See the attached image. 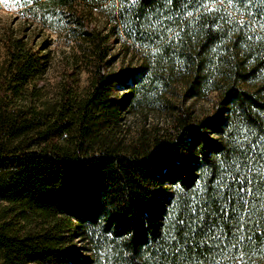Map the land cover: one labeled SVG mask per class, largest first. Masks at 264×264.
Wrapping results in <instances>:
<instances>
[{
    "label": "trees",
    "instance_id": "obj_1",
    "mask_svg": "<svg viewBox=\"0 0 264 264\" xmlns=\"http://www.w3.org/2000/svg\"><path fill=\"white\" fill-rule=\"evenodd\" d=\"M26 12L77 51L49 96L44 46L4 40L0 264H264V0ZM114 43L126 66L112 67ZM209 94L207 113L185 104Z\"/></svg>",
    "mask_w": 264,
    "mask_h": 264
},
{
    "label": "rangeland",
    "instance_id": "obj_2",
    "mask_svg": "<svg viewBox=\"0 0 264 264\" xmlns=\"http://www.w3.org/2000/svg\"><path fill=\"white\" fill-rule=\"evenodd\" d=\"M36 0H0V66L3 65L5 58L4 40L9 35L22 36L27 38L28 42H35L36 46L41 47L48 52V67L43 77L45 83L44 90L48 95H54L60 79L65 77V72L71 68L72 54L76 53L77 48L72 46L74 43L72 37L58 24L55 27L41 26V23L34 20L30 13L26 12L27 7ZM49 21V19L47 20ZM124 49L120 48L118 43L113 44L111 53L117 52L116 61L113 62V68L126 66L128 64L129 54L124 55ZM85 82V73L78 76V84ZM179 90V86L177 87ZM213 103V95L209 94L204 98L189 99L186 105L190 106L197 115L210 111ZM164 114L154 113L144 115L130 114L125 117V123L131 130L145 124L151 126L160 124L164 120ZM145 118V120H144ZM96 264H108L105 257H100Z\"/></svg>",
    "mask_w": 264,
    "mask_h": 264
}]
</instances>
